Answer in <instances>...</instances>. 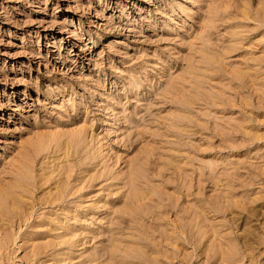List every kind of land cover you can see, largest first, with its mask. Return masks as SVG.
Masks as SVG:
<instances>
[{"label": "rangeland", "instance_id": "374dc122", "mask_svg": "<svg viewBox=\"0 0 264 264\" xmlns=\"http://www.w3.org/2000/svg\"><path fill=\"white\" fill-rule=\"evenodd\" d=\"M0 264H264V0H0Z\"/></svg>", "mask_w": 264, "mask_h": 264}]
</instances>
